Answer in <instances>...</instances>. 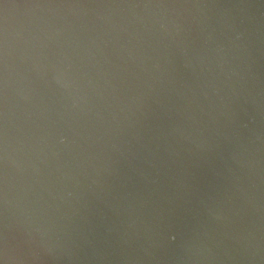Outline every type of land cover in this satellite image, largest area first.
<instances>
[{"label": "water", "instance_id": "95a60500", "mask_svg": "<svg viewBox=\"0 0 264 264\" xmlns=\"http://www.w3.org/2000/svg\"><path fill=\"white\" fill-rule=\"evenodd\" d=\"M0 264H264V0H0Z\"/></svg>", "mask_w": 264, "mask_h": 264}]
</instances>
